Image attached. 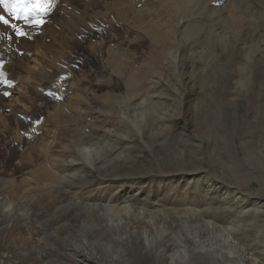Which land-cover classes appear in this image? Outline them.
I'll return each mask as SVG.
<instances>
[{"label":"rangeland","instance_id":"obj_1","mask_svg":"<svg viewBox=\"0 0 264 264\" xmlns=\"http://www.w3.org/2000/svg\"><path fill=\"white\" fill-rule=\"evenodd\" d=\"M186 1L46 0L27 20L0 5V200L13 204L0 207V264H77L68 240L83 246L91 223L117 264H264V0ZM84 3L94 24L75 45L65 25ZM56 113L71 122L52 126ZM44 161L46 177L32 172ZM183 171L187 184L175 176ZM126 173L148 174L150 189L90 191L93 176L107 184ZM126 208L157 224L148 247L117 241L101 218ZM214 235L253 262L201 248Z\"/></svg>","mask_w":264,"mask_h":264},{"label":"bare ground","instance_id":"obj_2","mask_svg":"<svg viewBox=\"0 0 264 264\" xmlns=\"http://www.w3.org/2000/svg\"><path fill=\"white\" fill-rule=\"evenodd\" d=\"M83 1H85V0H83ZM83 1L82 0H71V3L72 4H76L78 7H80L79 6V4L80 3H82L83 4ZM186 1V0H185ZM192 1V0H191ZM194 1V0H193ZM67 2V1H66ZM87 2V1H86ZM181 2V1H180ZM183 2V1H182ZM181 2V3H182ZM187 2V1H186ZM189 2V1H188ZM187 2V3H188ZM88 3V2H87ZM94 3V2H93ZM96 3V2H95ZM193 3V2H192ZM71 4V5H72ZM85 4V3H84ZM185 4V3H184ZM67 5H69V4H67ZM76 6V7H77ZM85 6H86V8L84 9V11H83V9H82V14H81V12H80V16H78V20L76 21V22H73L71 25H68L67 23H65V24H67V25H65V26H67L66 28H67V34H70L69 32L71 31L72 33V38H70V39H68V36L66 35V33H62V31L61 32H57V34L59 35V37L58 36H56V34H54L53 35V37L51 38L53 41H55L57 44H58V46H57V49L59 50V49H61V48H63V39H68L67 41H70V40H72V42L74 41V43H75V45H78L81 41H84L83 40V37L84 36H82V35H85L86 33H89V32H91L92 31V28H90L91 30H88V32H85V31H83L85 28H86V26L89 24V26L90 25H93L94 23H93V18L91 17L90 18V16L88 17L87 16V14H88V12H89V7L85 4ZM79 9V8H78ZM176 9V8H175ZM240 9V8H239ZM259 9V8H258ZM46 10V9H45ZM0 11H1V7H0ZM44 11V10H43ZM79 11H81V10H79ZM2 12H4V11H2ZM42 12V11H41ZM263 12V11H262ZM1 13V12H0ZM73 13V12H72ZM71 13V14H72ZM264 13V12H263ZM74 14V13H73ZM241 14V13H240ZM66 15V14H65ZM70 15V14H69ZM83 15H86V17H87V20H86V22L85 23H83L79 18H81V17H83ZM154 15V14H153ZM67 16H68V14H67ZM138 16V15H137ZM70 17V16H69ZM74 18H75V14H74ZM73 18V19H74ZM138 18V17H137ZM72 20V19H71ZM140 20V19H139ZM138 20V21H139ZM103 21V20H102ZM137 21V20H136ZM21 22V21H20ZM99 22H101L100 20H99ZM178 22V21H177ZM35 23V22H34ZM60 23V22H59ZM70 23V22H69ZM62 25V24H61ZM51 26V25H50ZM56 27H57V24L55 25ZM63 26V25H62ZM83 26H85V28L84 29H82L83 28ZM91 27V26H90ZM185 28V27H184ZM9 29V28H8ZM50 29V28H49ZM59 29H61V27H60V25H59ZM63 29V28H62ZM77 29H80L81 30V32H78V31H76ZM142 29V28H141ZM5 30H7L6 28H5ZM79 30V31H80ZM86 30V29H85ZM11 31V30H10ZM60 31V30H59ZM64 31H66V30H64ZM83 31V32H82ZM184 31V30H183ZM151 33H153V32H151ZM9 34V33H8ZM45 33H43V36H45L44 35ZM262 34V33H261ZM43 36L42 35H40V37H38L39 39H37V43H41V44H43L45 47H47V45L45 44V41L43 40ZM51 36V35H50ZM54 36H56V37H54ZM239 36V35H238ZM77 37L79 38V37H81V38H79L78 40H77ZM263 37V36H262ZM239 38V37H238ZM187 39V38H186ZM264 39V38H263ZM262 39V40H263ZM24 41L28 44V46H31L33 43H30L28 40H25V39H21V44H22V46H24V47H27L26 45H25V43H24ZM35 41V40H34ZM66 41V42H67ZM36 42V41H35ZM156 43V42H155ZM18 44H19V42H18ZM71 44V43H70ZM40 45V44H39ZM74 45V44H73ZM69 43L67 42V46H66V50H68L67 48H69ZM21 47V46H20ZM72 47V46H71ZM23 48V47H22ZM28 48V47H27ZM73 48V47H72ZM19 49V48H18ZM24 49V48H23ZM20 50V49H19ZM68 51H70V50H68ZM183 52V51H182ZM26 53V52H25ZM33 53V52H32ZM69 53V52H68ZM187 54V53H186ZM210 54V53H209ZM60 55V54H59ZM62 55V54H61ZM10 56V55H9ZM16 56V55H15ZM28 56H30V54L28 55ZM169 56L171 57L172 56V53H169ZM258 56V55H257ZM264 56V55H263ZM31 57V56H30ZM30 57H28V58H30ZM64 57V56H63ZM21 58L24 60V58H25V54L23 55V56H21ZM172 58V57H171ZM251 59V58H250ZM29 60V59H28ZM28 60H25V61H27L28 62ZM61 60H64V58L63 59H60V64L62 65L63 63H65L64 61H61ZM18 62V61H17ZM24 61H22V63H23ZM67 62V61H66ZM229 62V61H228ZM57 63V62H56ZM180 63V62H179ZM28 64V63H27ZM59 64V65H60ZM66 64V63H65ZM21 65V64H20ZM58 65V66H59ZM64 65V64H63ZM67 65V64H66ZM24 66V65H23ZM18 67V66H17ZM26 67V66H25ZM22 68V67H21ZM26 68H28V67H26ZM59 68V67H58ZM28 70V69H27ZM26 70V71H27ZM3 71V70H2ZM14 71H15V68H14ZM62 71V70H61ZM64 71V70H63ZM20 73V72H19ZM28 73V72H27ZM26 73V74H27ZM182 73V72H181ZM29 74V73H28ZM55 74V73H54ZM57 75H58V73H56ZM25 75V74H24ZM53 76V75H52ZM239 76V75H238ZM128 77V76H127ZM12 78H13V75H12ZM47 78V77H46ZM49 78V77H48ZM54 78H55V76H54ZM189 78V77H188ZM51 79V78H50ZM125 79H126V77H125ZM48 80V79H47ZM52 80V79H51ZM194 80V79H193ZM52 81H54V80H52ZM52 81H51V83H52ZM136 81V80H135ZM13 82V81H12ZM195 82V81H194ZM10 83H11V81H10ZM54 83V82H53ZM20 84V83H19ZM154 84V83H153ZM17 85V84H16ZM17 87H19V86H17ZM46 87V86H45ZM74 87V86H73ZM51 88V87H50ZM21 89V88H20ZM43 90V89H42ZM44 90H45V88H44ZM43 90V91H44ZM38 91V90H37ZM41 91V90H40ZM46 91V90H45ZM44 91V92H45ZM189 91V90H188ZM38 94V93H37ZM40 94L41 95H43V93H41L40 92ZM44 94H46V93H44ZM110 95L109 94H106V97H109ZM115 97V96H114ZM110 98V97H109ZM112 98V97H111ZM120 103V102H119ZM132 104V103H131ZM106 106H107V104H106ZM66 114V113H65ZM67 115V114H66ZM74 120H75V118H74ZM51 121H52V123H51V125L53 126V124H55L56 126H58V128H61V127H59V126H61V125H64V124H69L71 121H70V118L69 117H67V116H65L64 114H60V113H56V114H53L52 115V118H51ZM50 125V126H51ZM63 128V127H62ZM122 128V127H121ZM46 133V132H45ZM119 134V133H118ZM191 137V136H190ZM58 140V139H57ZM117 141V140H116ZM37 142H46L45 141V139L44 138H39L38 140H37ZM136 142V141H135ZM75 144H78V146H83V149L81 148V154L83 153V151H85L86 149H88V151H89V148H87L88 146H86V147H84L85 145H84V143L83 142H74ZM58 144V143H57ZM191 144V143H190ZM190 144H188V146L190 145ZM33 144H31V146H32ZM36 145V144H35ZM37 146H39V143L37 144ZM89 147H91V145L89 146ZM175 147V146H174ZM32 148H33V146H32ZM79 148V147H78ZM38 149V148H37ZM57 149V148H56ZM115 149V148H114ZM166 150V149H165ZM204 150V149H203ZM55 151V150H54ZM90 151H91V149H90ZM190 151V150H189ZM37 152V151H36ZM36 152H34V153H36ZM108 152V151H107ZM197 152V151H196ZM195 152V153H196ZM199 152V151H198ZM30 153V152H29ZM32 153V152H31ZM33 153V154H34ZM66 153V152H65ZM192 153V152H191ZM37 154V153H36ZM35 154V155H36ZM40 154V153H39ZM42 154V153H41ZM40 154V155H41ZM32 155V154H31ZM135 155V154H134ZM33 156V155H32ZM106 156V155H105ZM28 157H30V156H28ZM38 157V156H37ZM82 157V156H81ZM107 157V156H106ZM150 157V156H149ZM185 157V156H184ZM33 158V157H32ZM35 158V157H34ZM183 158V157H182ZM142 159H144V158H142ZM30 160H31V158H30ZM134 160V159H133ZM47 161H48V159H47ZM47 161H44V162H42V163H40L37 167L35 166V169H33V171L32 172H34V173H39L40 175H43V176H47L50 172H49V170L50 169H48L47 168V165H46V162ZM49 161H51V160H49ZM27 162V161H26ZM33 162V161H32ZM31 161H29L28 160V162L27 163H32ZM121 162H122V160H121ZM131 162H132V160H131ZM141 163H143V162H141ZM49 164V163H48ZM51 164V163H50ZM113 164V163H112ZM115 164V163H114ZM65 165V164H64ZM54 166V165H53ZM52 166V167H53ZM66 166H68V165H66ZM65 166V167H66ZM78 166V165H77ZM76 166V167H77ZM172 166H173V164L172 163H167V164H164V165H162V167L163 168H165L166 169V167H171L172 168ZM175 166V165H174ZM178 166V165H177ZM182 166V165H181ZM55 167H57V165H55ZM54 167V168H55ZM72 167H74V166H72ZM71 167V169H69L68 170V173L69 172H71V171H73V172H76L77 171V169H76V167L75 168H72ZM79 167V166H78ZM91 167V166H90ZM124 167V166H123ZM126 167V166H125ZM143 167V166H142ZM117 168V167H116ZM101 169V168H100ZM147 169V168H146ZM58 170V169H57ZM71 170V171H70ZM82 170V169H81ZM138 171H139V168L137 169ZM52 171H54V170H52ZM107 171V170H106ZM105 171V172H106ZM120 171V170H119ZM131 171V170H130ZM140 171H141V169H140ZM64 172V171H63ZM120 173V172H119ZM145 173H148L147 171L145 172ZM38 174V175H39ZM62 174V173H61ZM116 174V173H115ZM123 174V173H122ZM77 175V174H76ZM114 175V174H113ZM157 175V174H156ZM198 175V174H197ZM136 176H145V177H141V178H137ZM147 176H149L148 174H141V173H135V174H131V173H126V174H124L123 175V177H126L127 179H125V178H114V179H116V180H111V181H109L107 184H105L104 182H101V183H98L97 181L98 180H96L97 178L96 177H92V179L90 180L91 182H90V184H96L94 187H90V191H92V190H94L93 192H102V191H106V189L108 190V192H109V190H114L115 188H117V189H120V187H122V186H125V188L123 189V191H129V190H131V191H135L136 193H140L141 191V193H143L145 190H148V189H150V187L149 186H151V183L150 182H148L146 179H147ZM176 176V179H177V182H180V181H182V183L184 184L185 182H186V184H187V181L188 180H191L192 179V177H193V175L191 174V173H186V172H180L179 174H176L175 175ZM41 177V176H40ZM70 177V176H69ZM130 177H132V178H130ZM187 177H190V178H187ZM43 178V177H42ZM85 178V177H84ZM110 178V177H109ZM168 178V177H167ZM70 179V178H69ZM72 179V178H71ZM160 179V178H159ZM164 179V178H163ZM68 180V179H67ZM193 180V179H192ZM199 180V179H198ZM96 181V182H95ZM170 181V180H169ZM197 181V180H196ZM86 182V181H85ZM193 182V181H192ZM210 182V181H209ZM156 183V182H155ZM168 183V182H167ZM171 183V182H170ZM181 183V182H180ZM189 183V182H188ZM218 183V182H217ZM78 184V183H77ZM83 184V183H82ZM88 184V183H87ZM190 184V183H189ZM191 184H193V183H191ZM205 184V183H204ZM215 184V183H214ZM72 185V184H71ZM104 185V187H102ZM112 185H114L115 186V188L113 189V188H111L112 187ZM164 185V184H163ZM198 185V184H197ZM210 185V184H209ZM213 185V184H212ZM75 186V185H74ZM153 186V185H152ZM158 186V185H157ZM167 186V185H166ZM187 186V185H186ZM82 187V186H81ZM156 187V186H155ZM170 187V186H169ZM185 187V186H184ZM198 187H199V185H198ZM202 187V186H201ZM60 188H61V186H60ZM187 188V187H186ZM18 189V188H17ZM172 189V188H171ZM199 189V188H198ZM198 189H197V191H198ZM232 189V188H231ZM66 190H68V189H66ZM200 190V189H199ZM47 191V190H46ZM76 191V190H75ZM74 191V192H75ZM120 191V190H119ZM210 191V190H209ZM115 193L117 192V190L116 191H114ZM160 192V191H159ZM201 192V191H200ZM105 193H107V192H105ZM112 193V192H111ZM161 193V192H160ZM230 193V192H229ZM102 194V193H101ZM146 194H149V193H146ZM166 194V193H165ZM220 194V193H219ZM82 195H83V193H82ZM94 195V194H93ZM104 195V194H103ZM106 195V194H105ZM160 195V194H159ZM167 195V194H166ZM169 195V194H168ZM171 195V194H170ZM223 195V194H222ZM57 196V195H56ZM108 196V195H107ZM127 196V195H126ZM146 196H148V195H146ZM187 196V195H186ZM188 197V196H187ZM59 198V197H58ZM123 198H125V197H123ZM236 198H237V196H236ZM106 199V198H105ZM118 199H120V198H118ZM171 199V198H170ZM54 200V199H53ZM56 200V199H55ZM111 200V199H110ZM113 200H115V199H113ZM125 200V199H124ZM250 200V199H249ZM159 201V200H158ZM243 201V200H242ZM29 202V201H28ZM113 202V201H112ZM111 202V203H112ZM79 204V203H78ZM13 204H11V202H9L8 203V201L7 200H0V207L2 208V209H4V208H10L11 206H12ZM91 205V204H90ZM243 205V204H242ZM189 206V205H188ZM213 206V205H212ZM133 207V206H132ZM144 207V206H143ZM28 208V207H27ZM128 208V207H127ZM124 209V210H122V211H118L117 212V214L115 215V216H111V215H109L108 213L106 214V213H104V214H102L101 216V218L102 219H104V221L107 223V225H109V228H110V230H111V232H114V233H117V237H118V240L117 241H119V242H121V243H123L124 245H126V246H130V245H138L139 247H141V246H143L144 248H146V247H148V245L150 244V235L152 234V232L153 231H156L155 230V227H153V226H156V225H154L153 224V226H152V224L150 223V220H145V219H150L151 217H148V218H145L144 219V217L142 216V214L141 213H137L136 211L134 212H132L131 210H129V209ZM172 208V207H171ZM211 208V207H210ZM29 209V208H28ZM170 210V209H169ZM64 211V210H63ZM86 211V210H85ZM26 212V211H25ZM24 212V213H25ZM122 212V213H121ZM185 212V211H184ZM5 213V212H4ZM90 213H91V211H90ZM93 213V212H92ZM176 213V212H175ZM200 213V212H199ZM2 214V213H1ZM13 214V213H12ZM26 214H27V212H26ZM57 214V213H56ZM94 214V213H93ZM18 215V214H17ZM25 215V214H24ZM58 215V214H57ZM98 215V214H97ZM195 215V214H194ZM203 215V214H202ZM19 216H21V215H19ZM145 216V215H144ZM17 217V216H16ZM196 217V216H195ZM11 218V217H10ZM19 218V217H18ZM72 218V217H71ZM28 219V218H27ZM220 219V218H219ZM17 220V219H16ZM130 220H132V221H130ZM165 222V221H164ZM26 223V222H25ZM155 223V222H154ZM175 223V222H174ZM90 224V223H89ZM142 224H145V226L147 225V227H145L144 226V228H142L141 227V225ZM166 224H167V222H166ZM176 224H177V222H176ZM28 225H29V223H28ZM94 223L92 224H90L88 227H84L85 229H84V234H83V246H79V244H76L75 242H74V240L73 241H71L70 239L68 240L69 241V245L70 244H72L71 246L72 247H74L75 249H77V250H75L74 252H75V255H76V258H77V264H103V260H106L107 262H109V263H111V264H117V263H115V257L120 253L119 251H117L116 250V252H117V254L115 255V253H114V255L115 256H113V254H112V252H115V250H114V248H113V243H111V242H108V241H104V240H102L100 237H95V238H93V240L91 239V236L89 235V232H88V229L89 228H98V227H94ZM180 225V224H179ZM205 225V224H204ZM209 225V224H208ZM207 225V229L209 228V226ZM182 226V225H181ZM176 227V226H175ZM184 227V226H183ZM189 227V226H188ZM205 227V226H204ZM108 228V227H107ZM146 228H149V229H147L146 230ZM169 228V227H168ZM214 228V227H213ZM47 229V228H46ZM183 229V228H182ZM185 229V228H184ZM108 230V229H107ZM161 230L163 231V232H166L165 230H166V228H164V227H162L161 228ZM161 230H160V232H161ZM175 230V229H174ZM198 230H199V228H198ZM211 230V229H210ZM215 229H213V231H214ZM177 231V230H176ZM182 231V230H181ZM194 231V230H193ZM192 231V232H193ZM201 231V230H200ZM217 231H218V229H217ZM74 232V231H73ZM172 232V231H171ZM179 232V231H178ZM177 232V233H178ZM154 233V232H153ZM183 233V232H182ZM181 233V234H182ZM197 233H198V231H197ZM203 233V232H202ZM215 233H216V231H215ZM218 233V232H217ZM157 234V233H156ZM161 234V233H160ZM193 234H195V233H193ZM192 234V235H193ZM210 234V233H209ZM233 234V233H232ZM232 234H231V236H232ZM183 235H185V234H183ZM213 235V234H212ZM235 235V234H234ZM54 236V235H53ZM115 236V237H116ZM152 236V235H151ZM157 236H159V235H157ZM160 237V236H159ZM164 237H165V235H164ZM176 238H177V236H175ZM174 236L172 237V238H175ZM200 237V236H199ZM214 237H218L219 238V236H215L214 235ZM229 237H230V235H229ZM187 238V237H186ZM203 238V237H202ZM217 238V239H218ZM222 238V237H221ZM227 238H228V236H227ZM196 239V238H195ZM215 239V238H214ZM214 239H210L209 240V243L207 242V244L206 245H204L203 243H201V245L200 246H202L201 248H203L204 246L206 247H209V248H207V249H212V248H214V247H218L217 249H219L220 250V252L219 253H221L224 249H226L227 250V252H224V253H226V254H228L229 255V258L231 257V258H236V257H238L239 259H241V261L240 260H237L236 259V261L237 262H239V263H241V262H243V260L244 261H248L249 263H252L253 261L251 260V259H249L248 257H245V255H243V253H242V251L241 250H239L236 246L237 245H235V243L234 242H231L229 239L227 240V239H218L217 241H214ZM177 240H179V239H177ZM196 241H199L198 240V238H197V240ZM195 241V242H196ZM211 241H214V242H211ZM153 243V242H152ZM118 244V243H117ZM50 245V244H49ZM199 245V244H198ZM51 246V245H50ZM168 246V245H167ZM199 246V247H200ZM96 247L97 248H101V250H102V248H103V252L101 251V253L100 252H98L97 250H96ZM162 247V246H161ZM164 247H166V246H164ZM36 248V247H35ZM136 248V247H135ZM142 248V247H141ZM153 248V247H152ZM47 249V248H46ZM139 249V248H138ZM148 249V248H147ZM54 250V249H53ZM114 250V251H113ZM132 250V249H131ZM213 251H215V252H217L215 249H212ZM47 251V250H46ZM134 251V250H133ZM158 251H160V250H158ZM156 252V251H155ZM186 252V251H185ZM204 252V251H203ZM158 253V252H157ZM199 253V252H198ZM211 254V253H210ZM245 254V253H244ZM153 255V254H152ZM214 255V254H213ZM103 256L106 258L107 257V259H104L103 258ZM155 256V255H154ZM193 256V255H192ZM174 256H173V254H171L170 255V260H171V263H173V261H174V258H173ZM216 258V257H215ZM195 259V258H194ZM200 259V258H199ZM228 260V259H227ZM227 260H225V261H227ZM50 261V260H49ZM235 261V262H236ZM47 263V262H46ZM106 264V263H105ZM234 264V263H233ZM253 264H255V263H253Z\"/></svg>","mask_w":264,"mask_h":264},{"label":"snow or ice","instance_id":"obj_3","mask_svg":"<svg viewBox=\"0 0 264 264\" xmlns=\"http://www.w3.org/2000/svg\"><path fill=\"white\" fill-rule=\"evenodd\" d=\"M0 5H4L5 10L9 12L10 15H12L14 18H21V16L27 20L29 17L35 16L36 10H43L46 6V0L45 2H30V0H11V5L7 3V0H0ZM0 22H3L5 24L8 23V20L5 19L3 16H0ZM39 23H42L40 21ZM18 34L19 30L17 29ZM7 95V93H5Z\"/></svg>","mask_w":264,"mask_h":264}]
</instances>
